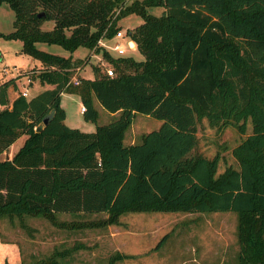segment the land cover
Segmentation results:
<instances>
[{"label":"trees","instance_id":"1","mask_svg":"<svg viewBox=\"0 0 264 264\" xmlns=\"http://www.w3.org/2000/svg\"><path fill=\"white\" fill-rule=\"evenodd\" d=\"M1 4L13 12V29L3 36L19 39L20 52L39 62L31 80L42 88L9 101L14 81L0 83V155L23 136L9 159L0 158V223L16 220L30 233L24 218H40L72 234L117 225L128 212H232L234 264H264V0ZM152 7L162 8L161 14L148 13ZM129 14L141 20L126 29L140 60L112 56L97 45ZM45 21L52 22L48 30L41 29ZM37 43L58 45L68 55ZM78 48L100 53L113 75L93 67L92 78L71 84L77 66L71 54ZM61 93L78 97L93 131L64 123ZM94 101L110 120L97 124ZM136 114L160 124L125 143ZM200 119L241 132L250 122V133L231 149L237 167L217 173V155L193 153ZM98 215L104 217L90 218ZM85 248L81 242L59 245L21 264H72L73 254ZM126 257L113 252L104 264Z\"/></svg>","mask_w":264,"mask_h":264},{"label":"rangeland","instance_id":"2","mask_svg":"<svg viewBox=\"0 0 264 264\" xmlns=\"http://www.w3.org/2000/svg\"><path fill=\"white\" fill-rule=\"evenodd\" d=\"M161 12L160 7L148 9V13L156 16ZM12 21L13 12L6 4H1L0 83L12 78L16 89L9 88L8 96H14L28 89L29 93L26 92V97H29L30 92L36 90V86L29 87L28 80H31V75L40 69L34 67L39 62L20 52L19 39L3 36L13 29ZM140 21L138 15L129 14L118 20L117 25L119 29H130ZM51 26V21H45L41 29L48 30ZM36 46L54 54L68 55L55 44L37 43ZM125 54L127 56L131 54L136 60L142 58L136 51H126ZM71 57L77 61L78 77L92 78L93 67H97L100 73L107 67L112 68L100 53H93L92 49L78 48ZM60 104L65 112L66 125L81 131L94 130V123L83 120L79 111L81 103L75 94L61 93ZM94 106L98 112L97 124H103L111 119L112 116L103 111L95 101ZM159 124L160 121L157 119L136 114L125 134L124 142L137 140L141 133L155 129ZM250 130L248 120L241 132L234 126L217 130L209 126L205 119H200L197 121V139L193 153L207 158L217 155V173L222 172L226 166L237 167L231 149L249 134ZM22 140L23 136L16 139L0 158L7 154L9 159ZM97 217L104 216L90 218ZM61 218L68 217L62 215ZM24 222L32 229L30 233L21 229L16 220L12 225L3 221L0 223V264L29 262L47 255L54 247L70 246L73 242H81L87 248L73 254L72 264H104L105 260L94 262L88 259L93 256L106 259L113 252H118L114 249L129 256L115 264H179L192 260L197 261L198 264H234V257L238 251L235 233L236 217L232 212H128L119 216L117 225H109L104 229H84L72 234L54 228L44 219L25 217Z\"/></svg>","mask_w":264,"mask_h":264},{"label":"built area","instance_id":"3","mask_svg":"<svg viewBox=\"0 0 264 264\" xmlns=\"http://www.w3.org/2000/svg\"><path fill=\"white\" fill-rule=\"evenodd\" d=\"M97 45L104 48L110 55L114 54V56H124L126 55V51H135V44L126 34V29H117L110 37H106L105 35L101 36L97 41ZM78 70V66H75L72 69L73 75L70 78V82L73 85H76L78 83ZM104 72L107 76L113 75V70L111 67L105 68ZM21 95L26 96V92H21ZM79 110L80 112H82L84 110V107L80 105Z\"/></svg>","mask_w":264,"mask_h":264},{"label":"crops","instance_id":"4","mask_svg":"<svg viewBox=\"0 0 264 264\" xmlns=\"http://www.w3.org/2000/svg\"><path fill=\"white\" fill-rule=\"evenodd\" d=\"M34 67H37V68H41V65H35ZM28 85H29V87H33L34 85L36 86V90L35 91H32V92H30L31 93V95H33V94H35L37 91H39L42 87L41 86H39V84L37 85V82L36 81H33V80H28ZM48 87V86H47ZM28 90V89H27ZM26 89L24 90L25 92H28L29 93V91H27ZM22 92V91H21ZM30 95V96H31ZM16 95H12V96H8V94H7V97H8V99H9V101H11L14 97H15ZM61 105V104H60ZM80 106V105H79ZM80 111V110H79ZM81 113V112H80ZM133 141H131V142H127V143H132ZM11 147V146H10ZM15 150V149H14ZM87 248V247H86ZM85 248V249H86ZM118 248V247H117ZM115 251H118V252H121L120 250H117V249H114ZM91 259V261H94V262H102V261H104V260H106L105 259V257H99V259L98 258H94V256L93 257H89V259L88 260H90ZM105 262V261H104ZM120 262V261H119ZM179 264H198L197 263V261H194V260H192V261H188V262H181V263H179Z\"/></svg>","mask_w":264,"mask_h":264},{"label":"water","instance_id":"5","mask_svg":"<svg viewBox=\"0 0 264 264\" xmlns=\"http://www.w3.org/2000/svg\"><path fill=\"white\" fill-rule=\"evenodd\" d=\"M45 123H46V119L43 120V124H45ZM4 159H8V155L7 154H5Z\"/></svg>","mask_w":264,"mask_h":264}]
</instances>
